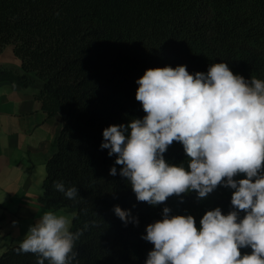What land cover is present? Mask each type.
Instances as JSON below:
<instances>
[{"label":"trees","instance_id":"16d2710c","mask_svg":"<svg viewBox=\"0 0 264 264\" xmlns=\"http://www.w3.org/2000/svg\"><path fill=\"white\" fill-rule=\"evenodd\" d=\"M7 45L21 65L0 66V82L37 88L48 116L63 119L39 202L72 213V232L88 224L73 264H145L153 245L141 237L166 206L170 215L194 216L198 227L206 211L231 210L233 190L223 186L203 200L191 192L155 207L138 202L116 156L100 145L106 127L145 115L135 95L146 69L186 65L191 74L207 73L226 62L234 74L264 80V0H0V52ZM164 157L187 165L178 142ZM57 181L77 187V198L57 191ZM117 205L139 223L122 222ZM18 246H9L0 264H37Z\"/></svg>","mask_w":264,"mask_h":264},{"label":"clouds","instance_id":"9594fccd","mask_svg":"<svg viewBox=\"0 0 264 264\" xmlns=\"http://www.w3.org/2000/svg\"><path fill=\"white\" fill-rule=\"evenodd\" d=\"M136 84L145 115L109 125L100 145L116 156L136 200L155 207L172 196L195 192L203 200L218 186L233 190L231 210L206 211L199 227L194 216L170 215L164 207L162 219L141 237L153 245L145 264H264V80L245 79L220 62L207 73L191 74L186 65L149 68ZM174 142L182 144L186 166L165 160ZM109 174L117 175L115 166ZM53 186L68 199L79 195L75 186ZM113 211L126 225L139 223L130 210L117 205ZM71 223L66 215L45 212L17 253L34 254L37 264H73L88 224L72 232Z\"/></svg>","mask_w":264,"mask_h":264},{"label":"crops","instance_id":"0c3cea01","mask_svg":"<svg viewBox=\"0 0 264 264\" xmlns=\"http://www.w3.org/2000/svg\"><path fill=\"white\" fill-rule=\"evenodd\" d=\"M20 65L12 45L5 46L0 66L17 69ZM36 92L35 87L0 82V255L9 246L19 245L29 226L50 211L39 198L45 165L55 150L63 119L48 116L35 98ZM51 211L68 216L72 222V213Z\"/></svg>","mask_w":264,"mask_h":264},{"label":"rangeland","instance_id":"374dc122","mask_svg":"<svg viewBox=\"0 0 264 264\" xmlns=\"http://www.w3.org/2000/svg\"><path fill=\"white\" fill-rule=\"evenodd\" d=\"M72 218V217H71Z\"/></svg>","mask_w":264,"mask_h":264}]
</instances>
